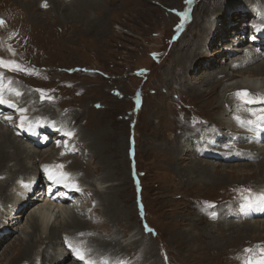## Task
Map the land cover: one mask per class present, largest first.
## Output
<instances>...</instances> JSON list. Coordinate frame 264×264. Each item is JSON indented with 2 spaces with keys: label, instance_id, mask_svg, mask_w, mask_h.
<instances>
[{
  "label": "rangeland",
  "instance_id": "obj_1",
  "mask_svg": "<svg viewBox=\"0 0 264 264\" xmlns=\"http://www.w3.org/2000/svg\"><path fill=\"white\" fill-rule=\"evenodd\" d=\"M32 1L0 0L17 9L18 23L26 27L23 35L34 34L30 36V41L42 50L40 55H37V51H32L30 55L34 59L28 61L30 66L39 69L35 71L36 78H17L22 79L25 84L53 89L52 95L60 105L63 119L72 122L78 133L76 139L83 137L86 140H76L78 150L81 149L80 145L87 144L92 139L93 134L100 135L99 140L106 137L104 145H108L110 150L109 160H114L118 166L115 180L111 179L114 177L111 170L100 169V159H95L91 166L87 165L90 172L87 171L85 163L88 155L94 151L92 147L84 148V158L79 150L71 167L79 168L78 173L84 180H89L88 177L92 175H105L103 185L113 182L112 187L120 190L118 202L124 203L125 218L111 214L115 226H111L109 233L116 230L119 242L130 235H134L137 240L135 246H125L126 253L123 256L136 258L137 264H207L199 260L201 249H195L198 245L194 242L196 246L190 251L189 248L194 243H181L182 235L178 233L187 232L188 218L199 213L198 217L207 219L220 203L233 201L235 196L254 186L255 178H252L249 169L238 171L237 174L233 168L219 166V172L224 177L223 183H220L222 185L212 188L192 185L185 188L181 186L179 177L190 165L185 166L188 162L184 158L186 152L174 155L169 150L176 143L174 139L183 135L185 127L196 131L201 126L213 123V110L209 105H204L202 99H196L194 92L188 87L199 85L208 73L240 56L241 52L234 49L253 44L259 50L257 40H264V37L259 35L258 38L255 34L264 31L260 28L264 22H260L259 16L255 17L253 11L264 9V0L260 6L257 0H101L99 6L83 9L78 17L64 12V16L60 15V18L56 17L54 10L51 14H40L35 1ZM29 3L32 8L28 7ZM200 7L202 9L199 12ZM181 13L185 15L182 16ZM194 16L206 25L205 29L198 32L194 30ZM210 20L215 26L210 27ZM189 32H195L197 40L194 36L191 38ZM235 35L240 36L238 42L230 40ZM215 48L226 50L225 56L214 54ZM221 77L222 74L217 75L218 80ZM58 106L52 104L54 110H58ZM69 112L72 116H68ZM215 125L224 130L221 124ZM42 148L50 149V146H38L39 150H43ZM39 159L40 157H36V162ZM248 161L254 163L253 160ZM232 162L234 161L223 163ZM95 167L98 172L94 170ZM39 183L40 178L37 180V184ZM90 192L93 193L88 191L84 195H89ZM93 198L96 203L102 202L100 198ZM83 201L89 208H96V205L92 207L94 203L91 198L85 196ZM104 213L106 212L99 210L96 219L107 229V224L103 221L106 220L105 223L109 225V215L100 217ZM81 218L91 220L85 214ZM97 220L94 222L97 223ZM145 226L152 231H147ZM18 227H27L26 215L19 218ZM20 228L13 236L9 235L5 242L17 239ZM88 232L93 233L92 229ZM102 233L106 232L103 230ZM246 237H239L236 243H229L216 263L212 264H244L246 258H261L264 230L250 233ZM7 243L0 246V253H4V256L0 255L2 264L10 256L6 250ZM253 243L252 249L256 250L252 251L251 256V253H245L242 249ZM255 256L256 258H252ZM71 258L70 256L68 261L73 262Z\"/></svg>",
  "mask_w": 264,
  "mask_h": 264
},
{
  "label": "bare ground",
  "instance_id": "obj_2",
  "mask_svg": "<svg viewBox=\"0 0 264 264\" xmlns=\"http://www.w3.org/2000/svg\"><path fill=\"white\" fill-rule=\"evenodd\" d=\"M33 1H35L37 11L40 14L45 15L46 12L50 13L54 10L58 18L64 12L68 15L71 14L72 16L75 15V17H78V14L83 9H89V6L96 7L102 3L101 0ZM45 2L47 3V7L43 6ZM261 2L262 0H257L259 6ZM28 7L32 8V5L29 3ZM201 9L202 7L198 9L199 12ZM258 10L253 11L255 17L259 16L260 22H264L261 19L264 18V9L259 8ZM196 15L199 14L196 13ZM198 19L196 16L193 17L195 24L194 30H197V32L206 28V25L202 24ZM0 20L4 21V24L0 25V58L5 61H15L24 69L28 70L12 71L8 68L0 67V88L3 89L4 98L15 103L17 108L26 109L23 115L27 117L22 128L20 127L22 114L17 111V108L0 104V246L7 243L5 242L6 238L9 235L13 236V233L20 228L18 227L19 218H23L24 215H26L27 226L23 227V229L20 228L17 239L7 243L6 250L10 256L3 264H84L72 252L69 245L79 247L82 250L90 248L91 258L97 259L98 261L108 259L110 262H114L119 259H125L129 264H137L136 258L132 259L130 257L132 260L130 261L127 255L123 256L126 253L124 250L125 246H135L137 240L134 239V235H130L119 242L116 236V230L109 233L111 226H115V222L111 220V214L125 218L124 203L121 204L120 201L118 202L120 190L112 187L114 185L113 182H107L106 185H103L105 175H101L100 177L98 175H92L88 177L89 180H84L78 173L80 169H73L71 167L72 161L79 153V150L81 151V157L84 158V148L92 147L94 151L88 155L85 163L87 171L90 172L87 165L91 166V163L95 159H100V169L102 171L111 170V175L114 176L111 179L115 180V177L118 175V166L113 162L114 160H109L111 157L109 155L110 150L107 147L108 145H104L106 137L104 136L105 139L99 140L100 135L97 133L93 134L91 136L92 139L87 144L80 145L82 150L76 148L77 142L85 139L83 137L76 139V134L78 133H76L72 122L63 119L64 114L59 108L60 105L58 106L57 100L52 95L53 89L51 90L40 85L32 86L30 83L25 84L22 83V79L17 78L18 76L36 78L35 71L39 69L28 64L29 60L34 59L33 55H30L32 51H37V55L42 53V50L30 41V36L32 37L34 34L31 35V33L30 36L23 35L26 27L24 28L18 23L17 9L10 4L0 2ZM69 21L72 20L70 19ZM209 23L210 27L214 25L211 20ZM220 29L224 32L223 28ZM189 33L191 38L194 36L193 38L197 40L198 36L194 35L195 32L194 34L192 32ZM255 35L258 38L260 36L264 37V31L262 30ZM239 37V35H235L230 40L238 42ZM257 42L259 50L255 49L253 44L242 45L240 48L234 49L241 52L240 56L232 58L233 60L229 63L227 62V65L208 73L207 77L199 82V85L192 88L191 86L188 87L191 89V92H194L196 99L197 97L202 99L204 105H209L210 109L213 110L212 119L214 121L209 126L199 127L196 131H193V128L183 127V135H179L174 139L176 143L169 150L174 155L186 152L184 158L188 162L185 163V166L190 165L187 169L183 170V173L179 177L181 186L185 188L192 185H197L198 188H205L207 186L212 188L221 182L223 183L224 177L219 172V166L233 168L234 173L237 174L239 173L238 171L249 169L252 178H255V185H251L252 187L249 188L252 192L251 195L245 193L244 196H241V194H238L234 200L232 199L233 201L225 204L220 203L215 208L216 210L213 209L214 211H212L217 214L214 218L210 214V217L208 215L207 219L204 217L203 219L201 216H197L199 213L194 217L188 218L189 226L186 230L187 232L182 231V233H178L182 235H180L181 243L184 244L189 241L192 244L195 242L198 245L195 249L196 251L197 249H201L199 260L201 262H207V264H212V262L216 263L220 255L223 254V249L232 241L236 243L239 237L240 239H244L250 233H259L264 230V130L256 129L254 126L247 124L242 125L236 119V117H240L244 121L252 119L250 111H258L260 108H264V102L246 104L235 96V93L241 89L247 90L253 98L264 96V40L258 39ZM214 51V54L217 55L225 56L226 54V50L224 49L215 48ZM259 58L263 60H259ZM73 59L75 60V58ZM229 71L231 72L229 73ZM219 74H222V77L218 80L217 75ZM29 80L31 81L32 79ZM17 93L20 95H17ZM46 101H49V103ZM52 104H56L58 110H54ZM70 115L69 112L68 116ZM7 116H11L12 120H5L4 117ZM205 116L203 117L205 118ZM215 123L218 125L221 124L224 130L222 131ZM69 132L72 135H68ZM232 141L233 143H229ZM47 144L50 146V149H38V146ZM229 146L233 148L231 149ZM36 157H40L38 162H36ZM45 158L48 160H45ZM248 160H253L254 163ZM224 161L234 162L223 163ZM75 163L77 164V161ZM59 165H63L62 171L69 174L67 183L78 186L80 191H77L75 187H65L64 183H60L56 187L51 186V191L45 188L47 181L46 176H43V173H45L44 166H48L50 171L55 172L57 171L56 166ZM74 167H77V165ZM94 170L98 172L97 167ZM39 178L40 183L37 184ZM88 191H92L93 193L90 192L89 195H84ZM85 196L93 200L94 204L92 207L96 205L95 209L89 208L84 203ZM93 197L100 198L102 202L99 201V203H96ZM99 210L106 212L100 214L101 218L109 215V225L105 223L106 220L103 221L105 225L107 224L108 230L106 227H103V224L100 223L101 221L96 219L97 215H99ZM84 214L91 220L87 221L86 218H84L86 220L82 219L81 217ZM181 218L183 220V216ZM94 220H97V223ZM102 227L103 229L100 230ZM91 229L92 234L88 232ZM103 230L106 233H102ZM16 240L17 243L15 242ZM195 243L193 247L190 246V251L196 246ZM253 245L254 243L249 247L245 246L242 250L252 249ZM253 250L256 249L254 248ZM205 251H207L206 254ZM0 255L4 256V253L1 252ZM252 255L253 252L251 253ZM70 256L72 257L70 260H73V262L68 261ZM252 258H256V256ZM261 258L259 257V259L254 260L259 261Z\"/></svg>",
  "mask_w": 264,
  "mask_h": 264
},
{
  "label": "snow or ice",
  "instance_id": "obj_3",
  "mask_svg": "<svg viewBox=\"0 0 264 264\" xmlns=\"http://www.w3.org/2000/svg\"><path fill=\"white\" fill-rule=\"evenodd\" d=\"M44 7H47V3L45 2ZM181 15H185L181 13ZM4 21L0 20V25H3ZM261 29H264V25L260 26ZM260 30V29H257ZM0 67L8 68L12 71H28L24 69L21 65L16 63L15 61H5L2 58H0ZM17 95H20L17 93ZM235 96L238 97L240 100H242L246 104H254L259 102H264V96L253 98L251 94L247 90H240L235 93ZM50 99V97H49ZM0 104L8 105L9 107L17 108V105L13 103L12 101L5 99L3 95V89L0 88ZM17 111L20 112L21 115V124L20 127H24L25 121L27 120V117L23 115V113L26 111V109L23 108H17ZM250 115L252 119H249L247 121L242 120L240 117H236V119L242 124H247L250 126H254L256 129L264 130V108H260L257 110H251ZM5 120L11 121L12 117L7 116L4 117ZM68 135H72L71 132L68 133ZM57 171H50L48 166H44L45 172L48 174V179L52 181L54 184L64 183L65 187H75L77 191H80L78 186L70 185L67 183V180L69 178V174L66 172H63V165L56 166ZM245 193L248 195H251V189H245L244 192L241 193V196H244ZM209 207H214V205H209ZM212 217L214 218L217 214L215 212L211 213ZM147 231H152L151 229H148L147 226H145ZM69 248H71L72 252L77 256V258L80 261H83L84 264H129V262L125 259H119L114 262H110L108 259H102L98 261L97 259L91 258L90 253L91 249H85L82 250L79 247H73L72 245H69ZM245 253H252V249H245ZM260 252L262 254V258L259 261H255L251 258H246L244 261V264H264V248L260 249Z\"/></svg>",
  "mask_w": 264,
  "mask_h": 264
}]
</instances>
